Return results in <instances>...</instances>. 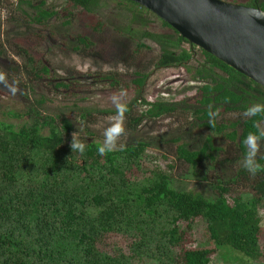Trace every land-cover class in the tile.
<instances>
[{"label":"trees","instance_id":"trees-1","mask_svg":"<svg viewBox=\"0 0 264 264\" xmlns=\"http://www.w3.org/2000/svg\"><path fill=\"white\" fill-rule=\"evenodd\" d=\"M63 1L89 13L100 2ZM0 3L14 5V13L41 26L56 14L45 9L42 0ZM115 4L127 24L112 30L133 41L132 53L147 48L143 40H150L157 47L150 63L153 68L179 65L199 82L195 93L182 99L150 102L135 96L125 102V124L136 127L143 119L161 116L187 119L185 134L168 142L173 144L175 158L191 169L214 160L229 162L232 156L243 158L244 138L257 133L258 124L264 122V114L248 117L244 113L253 104H264V88L191 46L161 19L167 32L149 30L146 24L152 13L144 7L130 0H115ZM244 5L264 11V0H246ZM103 26L97 20L77 32L74 49L87 51L93 45L89 33L100 32ZM195 49L198 58L190 60ZM3 51L0 44V55ZM20 52L22 70L31 75L26 80L46 78L47 85L76 87L52 78L47 66L36 63L28 50L21 47ZM147 74L136 71L130 79L138 94ZM99 80L119 84L112 72ZM210 105L212 111L218 110L214 126L207 114ZM39 108H43L41 98L28 106L26 113L37 118L29 123L13 125L0 119V264H138L143 258L155 264H209L212 253L220 249L264 262V228L258 222V208L264 205V153L256 157L262 170L255 176L237 169L224 184L213 183L215 195L207 198L174 188L160 168L144 166L143 141L100 155V142L82 132L76 134L79 122L115 116V107L72 103L64 112L51 114ZM225 113L235 117L227 118ZM73 132L85 144L82 154L71 151ZM232 182L242 183L249 195H231L228 185ZM194 222L203 225L205 235L196 243L186 235Z\"/></svg>","mask_w":264,"mask_h":264},{"label":"rangeland","instance_id":"rangeland-1","mask_svg":"<svg viewBox=\"0 0 264 264\" xmlns=\"http://www.w3.org/2000/svg\"><path fill=\"white\" fill-rule=\"evenodd\" d=\"M30 1L34 3L37 0ZM226 1L244 3L246 0ZM42 2L45 9L56 12L46 20L44 26L32 24L25 16L14 13V5L0 3V44L4 47L3 54L0 55V74L4 77L0 81L1 120L13 125L37 120L26 111L28 106L35 105V100L40 98L43 100V108L38 110L44 114H51L64 112L65 107L72 103L86 107H115L111 97L113 94L119 95L121 91L125 94L124 102L138 95L146 101L153 102L182 99L195 93L199 82L190 78L181 66L153 68L150 63L157 54V47L153 42L143 40L147 48L141 49L139 53H132L133 41L112 30L113 26L127 24V19L118 12L115 0H100L93 13L71 6L63 0ZM148 19L146 26L149 30L168 31L155 15H150ZM97 20H102L104 26L100 32L89 33L92 47L87 48V51L74 49L75 34L83 28L87 29L88 24H93ZM21 47L32 54L36 63L43 62L50 70L52 78L64 83H74L76 87L47 85L46 78L37 81L26 80L28 77L31 78V75L25 74L22 70L24 58L20 52ZM195 57L198 58L196 49L190 60ZM191 64L194 65V62L191 61ZM27 65L29 67V63ZM136 71L148 73L139 94L130 83ZM111 72L118 78L119 84L116 86L99 80V76ZM9 113L14 115L10 116ZM69 115L77 121L76 116ZM225 116L232 119L235 114L225 113ZM113 117L94 116L79 122L76 125L79 130L76 134L80 136L86 134L89 139L102 144L103 131ZM186 120L178 116H161L143 119L136 127H128L124 121L125 131L117 141V148L138 141L145 142L142 153L144 166L160 168L176 189L195 191L204 197L212 198L215 195L212 184L216 181L224 184V181L233 178L237 169H244L243 158L232 156L229 162L209 161L199 165L197 169L182 164L175 158L173 144L168 142V139L185 134ZM258 127L259 130H264V122H260ZM260 153H264L263 141L260 142L257 156ZM228 187L231 195L239 193L244 198L249 195L247 187L242 183L232 182ZM258 222L264 228V205L258 208ZM186 235L193 243L203 240L205 238L203 225L194 222L190 233ZM138 264L155 263L150 258H143ZM209 264H264V262H254L220 249L217 253H212Z\"/></svg>","mask_w":264,"mask_h":264},{"label":"water","instance_id":"water-1","mask_svg":"<svg viewBox=\"0 0 264 264\" xmlns=\"http://www.w3.org/2000/svg\"><path fill=\"white\" fill-rule=\"evenodd\" d=\"M264 88V11L226 0H130ZM192 56L190 57V59Z\"/></svg>","mask_w":264,"mask_h":264},{"label":"clouds","instance_id":"clouds-1","mask_svg":"<svg viewBox=\"0 0 264 264\" xmlns=\"http://www.w3.org/2000/svg\"><path fill=\"white\" fill-rule=\"evenodd\" d=\"M3 79V75L0 74V81ZM124 95V92L121 91L119 95L113 94L111 97V101L116 108V115L112 118L109 126L103 131L104 141L98 148L100 155H104L107 152L116 150L117 141L119 140L120 136L124 134V114L128 111L127 104L123 100ZM207 114L210 117L209 124L214 126V120L218 115V110L215 112L212 111L210 105ZM261 114H264V104H253L251 107H248L244 113V115L248 117ZM261 139H264V130H258L257 133L250 132L243 140V144L246 147V152L242 160V166L253 176L262 170V166L256 161ZM70 148L72 152L78 151L81 154L85 150V144L78 139L74 132L72 134Z\"/></svg>","mask_w":264,"mask_h":264},{"label":"flooded vegetation","instance_id":"flooded-vegetation-1","mask_svg":"<svg viewBox=\"0 0 264 264\" xmlns=\"http://www.w3.org/2000/svg\"><path fill=\"white\" fill-rule=\"evenodd\" d=\"M238 3L244 5V3H242V2H238ZM258 8H259V7H258Z\"/></svg>","mask_w":264,"mask_h":264}]
</instances>
